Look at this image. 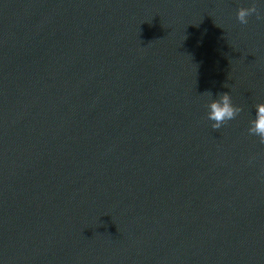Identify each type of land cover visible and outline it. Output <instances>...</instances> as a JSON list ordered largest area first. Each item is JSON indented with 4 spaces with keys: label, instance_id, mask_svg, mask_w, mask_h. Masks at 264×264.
Listing matches in <instances>:
<instances>
[{
    "label": "clouds",
    "instance_id": "9594fccd",
    "mask_svg": "<svg viewBox=\"0 0 264 264\" xmlns=\"http://www.w3.org/2000/svg\"><path fill=\"white\" fill-rule=\"evenodd\" d=\"M262 8H264V5H258L257 0H252L250 6L240 7L237 10L236 19L241 25H247L249 18L253 15L258 20H264V15L261 12ZM208 93L212 95L211 92ZM217 97L208 104V119L213 121L211 127L214 130H219L223 125L234 120L242 111L241 107L233 104L229 93H219ZM255 107V118L250 121L248 132L250 135L258 136L259 142L264 144V103L257 104Z\"/></svg>",
    "mask_w": 264,
    "mask_h": 264
}]
</instances>
